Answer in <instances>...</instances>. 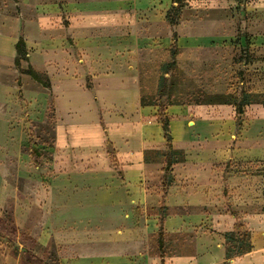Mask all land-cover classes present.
Instances as JSON below:
<instances>
[{"label": "crops", "instance_id": "1", "mask_svg": "<svg viewBox=\"0 0 264 264\" xmlns=\"http://www.w3.org/2000/svg\"><path fill=\"white\" fill-rule=\"evenodd\" d=\"M212 2L170 23L174 0H0V218L35 264H264L262 188L226 202L221 169L264 162V39L210 26ZM243 229L250 249L229 254Z\"/></svg>", "mask_w": 264, "mask_h": 264}, {"label": "rangeland", "instance_id": "2", "mask_svg": "<svg viewBox=\"0 0 264 264\" xmlns=\"http://www.w3.org/2000/svg\"><path fill=\"white\" fill-rule=\"evenodd\" d=\"M212 4L216 7L212 9V11H215L216 18L209 23L210 26L213 25L221 30L230 27L234 37L238 36L237 39L240 40L239 36L243 33L246 42H251L255 38L264 39V0H213ZM243 71L242 68H237L234 75L239 79ZM259 98L264 99V95H261ZM166 100L168 99H165V102ZM240 117L239 129H241L242 124V116ZM221 169L225 173L223 181L226 186V193L224 195L226 202H228L230 196L228 193L231 185H235V189L241 188V185H248L250 191H253L251 188L257 184L260 185L263 193L260 192L258 195L256 193H250L249 198L252 200L262 198L264 201V162L258 164L253 163L249 166H238L237 163L227 161ZM230 211L231 209L228 210V212ZM242 233L244 235V241L240 244L234 241L229 243V246L234 247L231 251L235 252L238 249H246L248 247L250 233L245 229H243ZM33 249V241L24 233L19 235L18 228L11 219L0 220V260L6 261L10 257L9 264H15V260L19 254L22 255V264H35L34 259L30 256L33 253Z\"/></svg>", "mask_w": 264, "mask_h": 264}, {"label": "trees", "instance_id": "3", "mask_svg": "<svg viewBox=\"0 0 264 264\" xmlns=\"http://www.w3.org/2000/svg\"><path fill=\"white\" fill-rule=\"evenodd\" d=\"M177 2V6L172 7L173 9H171L169 11L168 14V19L170 21V23H173L175 21V15L178 13L179 9H180V4L182 0H174ZM24 46V41H23V37H20V39L18 40L17 43V50H18V57L16 59L17 63H19V59L21 56H25L26 51L23 48ZM171 56H172V60L169 61L166 65H164V70H166L167 72L169 71L170 68L173 67L174 63H175V56L178 52V48L176 46L175 43L172 44L171 49H170ZM28 72L37 80L42 81L46 86H49V84L45 81H43L42 75L39 74L38 72L34 71L32 68L28 69ZM168 79L166 76H161L160 77V82H159V89H158V101H159V119L162 125V128L164 130L165 133V137L168 140V151H167V157H166V167L164 169H166V173L168 170H170V167L173 164L174 161V155L176 154V151H174L172 149V145H171V133H170V119L168 117V115L166 114V103L163 101V95L166 93L167 91V87H168ZM241 113H242V106L241 104L237 106V116H238V124L240 125L239 120L241 119ZM161 218H160V222H161V229H160V241L162 240V234H163V222H164V218L166 216V209L162 208L161 209ZM0 220H2V218H0ZM239 226V225H238ZM240 229V227H238ZM226 238L228 239V241L231 243L232 241L236 242V243H241L244 241V235L243 233H241V231L239 230V232H228L226 233ZM250 242L248 243V247H246V249H238L235 252L238 253H242L244 252V250H249L250 249ZM234 247L229 246L228 248V253L231 254L233 253Z\"/></svg>", "mask_w": 264, "mask_h": 264}]
</instances>
